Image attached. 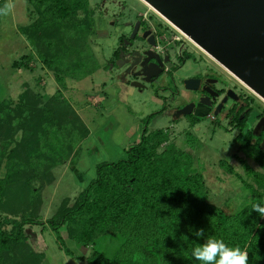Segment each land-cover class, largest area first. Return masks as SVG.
Returning <instances> with one entry per match:
<instances>
[{
    "label": "rangeland",
    "instance_id": "374dc122",
    "mask_svg": "<svg viewBox=\"0 0 264 264\" xmlns=\"http://www.w3.org/2000/svg\"><path fill=\"white\" fill-rule=\"evenodd\" d=\"M64 1L0 0V9L12 5L7 15H0V100L11 103L7 111L26 117L29 125L19 130L5 124L0 129V221L5 228L10 229L26 216L46 221L60 206L74 204L96 177L98 165L126 158L129 147L139 142L145 129L150 133L148 146L157 158L154 169L171 167L177 175L201 173L209 203L227 214L242 212L254 203L264 204V156L258 146L239 141L231 125L212 114L189 120L156 114L168 96L166 91L151 88L139 92L125 85L120 88L116 74L107 69L105 58L111 55L118 35L129 30L113 26L110 21L118 23L116 16L126 14L128 7L139 11H146V7L138 0H89L93 25L82 28L78 24L84 18L82 11L77 12L74 21L60 17L58 7ZM123 1L128 6L125 9ZM45 9L50 12L43 23ZM33 22L41 27L25 32L23 28ZM62 31H67L72 48L66 57H58L64 69L61 73L55 61L47 65L42 55L51 58L53 49L60 48L54 42ZM185 69L182 73L188 74L194 67ZM225 75L231 85L239 81L244 93H250L264 108V101L249 87L233 74ZM20 98L32 104L30 116L19 107ZM45 108H50L57 116L54 119L64 126L63 134L72 133L70 141H65L72 147L65 148L62 140L68 136L62 135L53 144L54 151H46L54 163L52 169L38 172L27 160L43 148L31 140L35 135L29 127ZM47 170H52V178ZM132 185L127 187L131 189ZM102 199L103 192L95 190L92 203ZM140 216L133 211L121 218L120 230H111L110 226L105 231L104 224L103 232L91 230L89 214L78 216L60 227L61 239L48 223L27 224L25 232L34 250L42 253L40 264H89L87 258L94 252L109 257L121 253L125 259L140 263L143 251L154 246L157 237L151 215ZM258 216L256 224L264 228V218ZM109 220L102 219L100 224ZM90 230L96 235L88 236ZM73 234L82 241L72 238ZM86 238L89 241H83ZM168 257L161 253L148 264H168Z\"/></svg>",
    "mask_w": 264,
    "mask_h": 264
},
{
    "label": "trees",
    "instance_id": "16d2710c",
    "mask_svg": "<svg viewBox=\"0 0 264 264\" xmlns=\"http://www.w3.org/2000/svg\"><path fill=\"white\" fill-rule=\"evenodd\" d=\"M39 6L41 7V5ZM59 8L61 9L59 10ZM61 11L60 17L65 21L67 17H70L68 21H74L77 12L82 11L84 18L79 20L78 24L82 28H90L93 25L94 11L89 0H66L58 7V12ZM49 12L50 10L46 9L43 11V23L47 21ZM44 26L50 27L45 24ZM40 27V23L33 22L23 30L28 32ZM66 32L62 31L61 34H57L58 37L55 38L54 43L60 48L53 49L51 58L46 54L42 55L47 65L52 66V60L55 61V67L61 73L64 69L57 61L58 57H66L72 48L67 42ZM63 33L64 35H62ZM11 106H13L11 103L0 100V129L5 124L19 130L27 128L26 117L20 115L16 117L8 112ZM19 107L22 111H26L27 116H30L32 104L29 101H22L20 98ZM48 109L50 108L41 111L39 117L37 116L39 119L32 122V127H29L35 135V137H30L31 140L43 148L38 154L30 155L27 160V164H31L30 167L35 166L38 172L43 171L46 167L52 169L54 163L49 159L51 156L47 157L46 151H54L53 144L62 135L68 136L62 140L65 143V148L72 147L69 144L66 145L73 136L72 133L63 134L61 127L64 126L54 119L57 116ZM149 134L145 129L139 142L129 147L126 158L117 162L100 163L97 167L96 177L81 191L79 199L72 205L60 206L57 212L46 221L26 216L13 223L10 229L5 228V224L0 221V264L3 261H6L7 264H40L42 253L35 251L28 242L25 232L27 224L48 223L58 235V239H61L60 227L65 223L72 222L78 216L89 214L88 224L92 227L91 230L102 231L104 224H106L105 231L110 226L113 227L111 230H118V227L120 230L119 224H123L121 218L132 215L133 211L140 213V218L143 215H151L149 219L155 220L152 225L157 235L156 241L153 240L155 245L149 246L143 251L142 261L139 263L127 260L122 257L121 253L115 257H109L103 253L94 252L87 258L89 264H148L161 253L169 256L168 264H199L191 255L192 249L203 243L209 236L222 239L230 247L238 246L242 250H246L248 264H264V228L257 226L259 216L256 217V215L259 214L252 210V204L242 212L227 214L222 208L209 203L208 190L201 173L177 175L171 167L160 171L154 169L156 154L154 155L148 146ZM15 150L16 148L12 149L13 152ZM263 150L258 149L264 156ZM22 171L24 172V170ZM51 171H48L51 174L50 178L53 176ZM129 184H133L131 189L127 187ZM95 190L103 192L101 202L99 200L98 203H92V195ZM92 210L93 213H91ZM108 217L109 221L100 224L102 219L104 221ZM132 220L133 216L129 217L130 224ZM109 222H112L111 225L107 224ZM200 229L204 230V237L195 235ZM91 230L88 236L96 235V232L91 233ZM71 237L82 241V238L76 234ZM83 241H89V239L86 238Z\"/></svg>",
    "mask_w": 264,
    "mask_h": 264
},
{
    "label": "flooded vegetation",
    "instance_id": "af4514ba",
    "mask_svg": "<svg viewBox=\"0 0 264 264\" xmlns=\"http://www.w3.org/2000/svg\"><path fill=\"white\" fill-rule=\"evenodd\" d=\"M138 1L146 11L130 8L123 1L122 8L128 7V12L116 16L118 23L110 21L120 29H129L118 35L111 55L105 58L107 69L116 74L120 88L125 85L139 92L162 89L168 96L156 114L187 120L212 114L215 119H225L239 141L262 149L264 108L260 102L250 93L245 94L239 81L229 84L225 72L231 73L226 68L161 14ZM191 66L194 69L188 74L182 73ZM185 107L190 112L177 117Z\"/></svg>",
    "mask_w": 264,
    "mask_h": 264
},
{
    "label": "water",
    "instance_id": "95a60500",
    "mask_svg": "<svg viewBox=\"0 0 264 264\" xmlns=\"http://www.w3.org/2000/svg\"><path fill=\"white\" fill-rule=\"evenodd\" d=\"M145 1L264 99V0Z\"/></svg>",
    "mask_w": 264,
    "mask_h": 264
},
{
    "label": "clouds",
    "instance_id": "9594fccd",
    "mask_svg": "<svg viewBox=\"0 0 264 264\" xmlns=\"http://www.w3.org/2000/svg\"><path fill=\"white\" fill-rule=\"evenodd\" d=\"M12 8V5L6 4L0 9V15H7ZM252 210L257 212L264 218V204H252ZM195 235L204 237V230H198ZM192 257L199 264H248V253L240 247H230L222 239L215 237H207L203 243L198 244L192 249Z\"/></svg>",
    "mask_w": 264,
    "mask_h": 264
},
{
    "label": "bare ground",
    "instance_id": "6f19581e",
    "mask_svg": "<svg viewBox=\"0 0 264 264\" xmlns=\"http://www.w3.org/2000/svg\"><path fill=\"white\" fill-rule=\"evenodd\" d=\"M144 3H146L149 7H151L145 0H142ZM154 11H156L153 7H151ZM158 12V11H156ZM159 13V12H158ZM160 14V13H159ZM228 71V70H227ZM229 73H231L230 71H228ZM236 77V76H235ZM238 79V78H237ZM241 81V80H240ZM254 92V91H253ZM257 95V94H256ZM260 99H262L264 101V99L262 97H260L259 95H257Z\"/></svg>",
    "mask_w": 264,
    "mask_h": 264
}]
</instances>
